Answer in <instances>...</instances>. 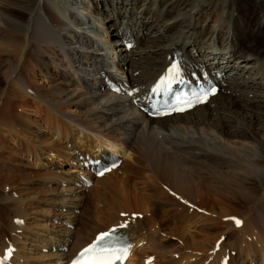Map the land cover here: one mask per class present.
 Returning a JSON list of instances; mask_svg holds the SVG:
<instances>
[{
  "label": "bare ground",
  "instance_id": "obj_1",
  "mask_svg": "<svg viewBox=\"0 0 264 264\" xmlns=\"http://www.w3.org/2000/svg\"><path fill=\"white\" fill-rule=\"evenodd\" d=\"M86 1H92L89 15H85L83 7L79 6L83 0H0V19L4 29L15 31L0 36V65L5 62L3 74L7 81L8 78L11 80V83L8 81L10 88L6 86L10 89L9 96L4 95L0 102V179H34L33 184L38 185L42 193L54 194L47 202L36 198L35 192H29L25 186L15 189L13 185L3 184L2 189L8 187L10 190L9 193L0 192V200L14 210L11 229L41 239L38 230L32 231V222L28 224L26 217L34 209L31 201L43 200L48 207L42 210L46 222L40 232L44 236H41L44 247L50 252L40 257L48 259L47 264H69L70 258L97 233L119 227L125 221L126 226L121 230L132 241L130 256L133 253L139 256L138 259L129 256L126 264H246L248 261L249 264H264V49L261 45L254 46L251 41L246 46L243 44L245 47L239 45L243 38L264 37V13L255 11V3L251 2L252 8L246 18L249 21L250 17H255L256 21L249 26L243 25L234 11L235 0ZM237 6L246 9L245 3ZM90 27L105 34L106 52L110 53L111 63L125 77V83L107 68L108 62L99 51V46L103 49L104 45L91 37ZM145 35H148L147 40ZM107 36L116 38L109 40ZM126 41L133 42V45L128 48ZM215 49L218 51L213 52ZM54 58L61 60L62 68L51 64ZM177 59L183 74L191 76L194 73L215 81L219 86L217 94L205 104L184 113L149 118L132 105L127 91L117 94L108 87L111 79L126 90L133 89V96L144 105L143 93L167 65ZM215 62L217 65H213ZM64 68L70 72L69 78L65 77ZM53 71L59 75L61 84L51 83ZM77 85L85 89L86 97L76 93ZM15 100L22 104L17 107ZM22 107L28 111L31 107L36 108L39 116L43 112V123L32 118V113L21 111ZM64 107H75L78 111L73 115L65 114L62 112ZM16 110L19 112L13 114ZM140 116L145 117L146 128L141 126ZM51 120L60 121L65 137L71 138L69 146L62 147L61 151L74 158L73 168L65 169L55 163V151L58 150L53 145L56 143L46 137L42 125ZM91 121L99 123L105 137L112 139L106 146L110 151L122 155L121 158L127 157L130 151L132 155L131 159H122L118 167L101 177H96L91 167L83 164L89 159L103 157L106 150L97 146L96 151H92V147L78 148L74 144L79 138L78 133L88 134L86 127H90ZM59 128L58 125L54 137L60 134L57 133L62 130ZM201 129L206 130L209 137L202 136ZM7 134L15 140L13 143L5 138ZM114 138L119 143L113 142ZM241 140L246 143L239 148ZM103 143L106 144V140ZM223 146L234 151L226 154L230 162L222 154ZM15 153H18L16 158ZM45 154L49 164L44 167L46 171H31L24 167L22 160L31 156L30 159L34 157L42 163ZM224 169L231 172L229 180L221 174ZM119 170H123L124 176L116 180L113 176ZM142 170H147L150 175L143 174ZM207 171L213 178L218 177L227 183V187L234 186V191L238 189L241 196H248L249 200L240 199L241 214L231 215L226 208V202L234 203V200L226 201L212 194L209 198L216 201L213 203L206 197L200 176ZM151 174L159 183H147ZM89 179L104 191L114 188L112 201L106 207L114 220L107 221L83 238L77 234L79 230L70 227L78 222L76 209L81 206L82 195L87 189L85 181ZM52 182L54 187L40 188L41 184L47 183L45 185L49 187ZM130 182H140L152 190V194L146 197L150 203L152 201L151 206L145 204L143 194ZM60 184L62 188H59ZM159 185L163 191L157 189ZM165 186L177 192V203L175 198L171 200ZM13 188L16 191H12ZM75 189L79 190L74 197L67 196V192L73 194ZM88 189L92 190L91 187ZM192 197L200 202V206L193 203ZM189 198H192V204ZM167 200L169 206L176 203L181 210L165 208ZM132 206L136 209H131ZM196 207L203 212L194 222ZM139 208L142 211L137 210ZM100 210H95V214H102ZM158 211L174 214L171 219L163 216L158 219ZM122 212H127L126 217L120 216ZM133 212L143 213V218L132 217ZM148 212L150 215L145 217ZM88 216L85 213L84 217ZM233 216L241 218L239 226L233 220L222 219ZM18 219L24 224H19ZM188 223H198L201 240L193 239L196 232L186 228ZM210 233L213 236H208ZM230 233L237 234L233 242L215 241L228 237ZM162 234L170 239L177 238L181 244L169 248L159 240ZM212 242L214 249L209 251L210 257L205 260L201 256L197 258L199 251ZM12 245L10 243L5 249L1 246V264L22 263L12 251ZM145 247L152 251L153 257L144 259ZM190 249L199 254L190 253ZM232 250L236 251L235 255L230 254Z\"/></svg>",
  "mask_w": 264,
  "mask_h": 264
},
{
  "label": "rangeland",
  "instance_id": "obj_2",
  "mask_svg": "<svg viewBox=\"0 0 264 264\" xmlns=\"http://www.w3.org/2000/svg\"><path fill=\"white\" fill-rule=\"evenodd\" d=\"M251 2H254L255 3V11H258V12H260V13H264V0H235V3H236V6L235 5H233V9H234V11H236V13L240 16V18L242 19V23H243V25H249V26H253L254 24H255V21H256V18L255 17H250L249 18V21H248V19L246 18L248 15H249V12H250V9L252 8V6L250 5V3ZM79 3H81V2H79ZM243 3H245V8L247 9V10H249V11H246V9L245 10H243V9H238V6L237 5H241V4H243ZM92 4V1H91V3L90 2H88V1H86V0H83V3H81V4H79V6H81V7H83V11H84V14L85 15H89V12H90V10H91V5ZM85 5V6H84ZM245 11H246V13H245ZM248 12V13H247ZM81 16H83V15H81ZM244 18V19H243ZM94 21H95V23H98V20H96V19H94V18H92ZM245 19H247V20H245ZM236 22V21H235ZM4 24H3V22H2V20L0 19V36H6V33L7 32H10V33H15V31H11V30H6V29H4ZM86 27V26H85ZM90 32H89V34L91 35V37H93V39L95 38V40H96V42L97 43H102L101 45L103 46L104 45V48L103 49H100V46H99V51L102 53V51L103 52H105L106 53V48H107V44L105 43V34L102 32V30H100V29H97V28H91L90 27ZM95 34V35H94ZM103 35V36H102ZM264 36V35H263ZM108 38H109V40L110 39H115L116 37H114V36H107ZM145 37H146V40H147V38H148V35H145ZM104 38V39H103ZM249 40V41H248ZM253 42V44H254V46L256 45L257 47H260V45H261V47L264 49V37H262V38H255V39H253V38H248V39H241L240 41H239V45H241L242 47H245L246 45H247V43H249V42ZM245 46H244V45ZM102 48V47H101ZM108 49V48H107ZM108 52V51H107ZM102 55V54H101ZM0 56H1V54H0ZM104 60L106 61V62H108L107 63V68H109L111 71H113V72H115V73H117L118 74V76H121L122 74L120 73V72H118V69L114 66V64L113 63H111L113 60H112V58H111V56H110V53H106V55L104 56ZM53 60V61H52ZM59 61V62H58ZM53 62V63H52ZM59 63V64H58ZM4 64H5V62H2L1 63V65H0V102H1V100L2 99H4V95H5V97L6 96H9V92H10V89H8V88H10V87H8L9 85H8V81L11 83V80H9V78H8V81H7V79H5V77H4V74H3V66H4ZM51 64L53 65V66H57V68H62V66H61V60H58V58H54V59H51ZM25 65V62L23 63V66ZM114 67H113V66ZM64 70L66 71V75H65V77H67V78H69V74H70V72L68 73V71H67V69L66 68H64ZM117 70V71H116ZM55 72L56 71H53V73H52V76H51V79L53 80V82H51L52 84H61L62 82H60V80H59V75H55ZM54 74V75H53ZM123 76V75H122ZM53 77V78H52ZM38 78H39V76H38ZM73 81H75V80H73ZM119 81L121 82V83H125V81H126V79H125V77L123 76V78L121 77H119ZM8 88H7V87ZM75 88H76V93L77 94H81V96H85L86 97V91H85V89L83 88L82 89V86L81 85H77V86H75ZM6 91V92H5ZM8 91V92H7ZM7 94V95H6ZM14 104H18L17 105V107H19L22 103H21V101H19V100H15L14 101ZM1 105V104H0ZM70 107H64L63 108V113H65V114H70V115H73V114H75L77 111H78V109H75V107L74 108H70ZM21 111L23 110V112L26 114V111H27V114H30V113H32V118H35V119H40V121H41V123H43L42 122V119H44L45 117L43 116V112H41L40 113V116H39V114H37L38 113V111H37V109L36 108H30L29 109V111L25 108V107H22V109H20ZM36 110V111H35ZM74 110V111H73ZM86 110H88V107L86 108ZM19 112V110H16L15 112L13 111V114H16V113H18ZM46 112H50V113H54L53 111H46ZM72 112V113H71ZM138 112V111H137ZM58 116H60V119H61V115H58ZM41 117V118H40ZM145 118L143 117V116H140V124H141V126L142 127H145L146 128V123L147 122H145V120H144ZM48 123V124H47ZM46 124H42L44 127H45V133H46V137L47 138H51V139H49L50 141H52L53 140V142L55 141V143L56 144H54L53 146H56V150H58V151H55V154H56V157H55V163L57 164V165H59V166H63L65 169H67V168H73V166L75 165L74 163H75V160H74V158L71 156V155H67V154H65V153H63V151H61V148L62 147H64V146H69L68 144L70 143V140H71V138H66L65 137V133H64V131H63V125H61V124H59V123H61L60 121H59V123H57V120H51V121H48ZM95 124V125H94ZM98 124L99 123H96V122H90L89 123V125H90V127H86V128H88V129H86V133L88 132V134L87 135H83V133H78L77 134V136L79 137V138H76L74 141H75V145L78 147V148H81V147H92V151H96V149H97V146H101V145H104V146H108L107 144H108V142L109 141H111L112 139L111 138H108V137H105L106 135L103 133V129L100 127V126H98ZM47 127H46V126ZM53 125V126H52ZM58 125H59V129H62V130H60L59 132H57V133H60L61 134V136H60V134L58 135V136H55L54 137V133H56V128L58 127ZM55 126V127H54ZM96 126H98V127H96ZM50 127H51V129H50ZM21 128H26V127H21ZM46 128H48V129H46ZM55 128V129H54ZM93 128V129H92ZM97 129V130H96ZM25 130H27V129H25ZM52 130H53V132H52ZM90 130H92V131H90ZM192 130H193V128L192 129H190V132H192ZM89 131H90V133H89ZM29 132V131H28ZM91 132H92V134H91ZM99 132V133H98ZM200 132L202 133V136H204V137H209V135H206L207 133H206V130H203V129H201L200 130ZM208 132V131H207ZM231 131H228V133H230ZM208 133H211V134H213V136L214 137H217L213 132H211V131H209ZM90 134V135H89ZM98 135V136H96V135ZM8 135V134H7ZM5 136V138L6 139H10V137H9V135L8 136ZM63 135V136H62ZM75 136H76V133H75ZM85 138H84V137ZM90 136V137H89ZM91 136H92V139H91ZM95 137V138H94ZM97 137V138H96ZM119 137H120V135H119ZM34 138V137H33ZM106 138V139H105ZM95 139V140H94ZM101 139V140H100ZM103 139V140H102ZM115 139H117V138H114L113 139V142H116V143H118L119 141H118V139L115 141ZM12 140V138L10 139V141ZM17 140V139H16ZM100 140V141H99ZM104 140H106V144H104L103 142H104ZM108 140V141H107ZM15 140H12V143L14 142ZM28 141V143H29V140H27ZM118 141V142H117ZM98 142V143H97ZM92 143H94V147L92 146ZM246 143V141H243V140H241L239 143H238V145H239V148H242L243 146H244V144ZM15 144H17V143H15ZM25 144V143H24ZM60 147H59V146ZM58 148V149H57ZM101 149H103V148H101ZM223 149H224V152L222 151V154H224L225 156H226V159H227V161L228 162H230V159H228V157H227V155L226 154H232V153H234V151H232V150H230L229 148H227V147H224L223 146ZM103 150H106V149H103ZM66 153H67V151H66ZM17 155H18V153H15V158L17 157ZM130 155V156H129ZM72 158H71V157ZM128 157V158H127ZM127 157H125V158H122L123 160L124 159H129V157H130V159H131V157H132V155H131V151L129 152V154H128V156ZM27 158V157H26ZM31 158V156L29 157V158H27L26 160H22V162H23V164H24V167L26 168H29L31 171L33 170V171H38V172H44V170H45V168L44 167H48L49 166V164H48V160H47V158H46V154L44 155V157L41 159V161H42V163L41 162H39L38 163V161L37 160H35L34 159V157H33V159H30ZM64 158V159H63ZM59 159V160H58ZM29 160V161H28ZM34 161V162H33ZM44 163V164H43ZM63 163V165H60V164H62ZM38 164V165H37ZM41 166V168H39L40 166ZM39 166V167H38ZM240 166V165H239ZM242 169H244L242 166H240ZM38 169V170H37ZM3 170V169H2ZM46 171V170H45ZM142 172H143V174H145V175H150V173L147 171V170H142ZM231 172H227L226 171V169H224L222 172H221V174H223V176L227 179V180H229V175L228 174H230ZM122 176H124V173H123V170H119L114 176H113V178H115L116 180H118V179H120ZM197 177H199V175L197 176ZM14 179V180H13ZM1 180V179H0ZM11 180V181H10ZM200 180L204 183V185H205V189H206V191H205V194H206V197L210 200V198L209 197H211V195L212 194H215V195H217L218 197H220L221 199H224V200H226V201H231V200H234V203H228V202H226V208L228 209V211L231 213V215H234V214H241L240 213V211L242 210H240V207H242V206H239V203H240V199H242V200H249V198H248V196H246V197H244V196H241V194L239 193V191H238V189H236L235 191H234V189H235V187L234 186H230V185H228L229 187H231V189H229V187H227V183L226 184H224L218 177H212L211 175H210V173H209V171H207L206 173H204L202 176H200ZM5 181V182H4ZM8 181L11 183H8ZM138 181H139V179H138ZM0 182H2L1 184H0V192H2V191H4L5 190V193H9V190L10 189H8V187H6L5 189H2V185L3 184H6V185H13V187L15 188V189H18V188H20V186L21 187H23V186H25V188H27L26 190H29V192H31V193H34L35 192V195H36V198H40V199H45V200H47V202H48V200H52V198L54 197V194L52 193V192H49V191H45V192H41L40 191V189H39V186L38 185H35V184H33V182H34V179L32 180V179H30L29 181H26V180H20L19 178H17V177H7V179L5 178L4 180H3V178H2V180L0 181ZM93 182V181H92ZM155 182L156 183H159L157 180H156V177L155 176H153V174H151V178L150 179H148L147 180V183H151V184H154L155 185ZM132 182H130L129 184L130 185H132L133 184V187H138L137 188V190H139L142 194H143V197L145 198L144 200H145V204L147 205L148 203V206H151V203H152V201H151V203H150V201L149 200H147L148 198H146V197H149V195H151L152 194V190L151 189H146L145 187H143V184H141L140 182L138 183V182H135V183H132ZM45 184H47V183H45ZM45 184H41V187L40 188H52V187H54V182H52L51 183V185L48 187L47 185H45ZM71 185V184H70ZM46 186V187H45ZM52 186V187H51ZM237 186V185H236ZM58 187V186H57ZM63 186L60 184L59 185V188H62ZM92 188V190H89L88 188ZM99 187V185L98 184H96V183H92L91 184V186H89V187H86L87 189L85 190V192L83 193V195L82 196H84V198L82 199V202H80L81 203V206L79 207V209H76L77 210V219H78V222H76V224H74V225H71V229L72 230H79V231H77V234L79 235H82V237L83 238H85L86 236H88L90 233H92L93 231H95L96 229H98V228H101L102 226H104L103 224H105L107 221H109V220H111V219H113L112 218V216H111V212L109 211V210H107V208L106 207H108L109 205H110V202L112 201V198H111V196L113 195V189L114 188H112V187H110V188H108V189H106L105 191L104 190H102V189H99L98 188ZM166 187V186H165ZM12 189V191H16L15 189ZM75 188H76V186H75ZM161 188V185H159L158 186V190H160V191H163V190H161L160 189ZM222 188V189H221ZM146 189V190H145ZM166 189H167V187H166ZM78 190L79 189H75V191H74V193L73 194H71V193H69V192H67L66 194H67V196H70V197H74L76 194L75 193H77L78 192ZM226 190V191H225ZM145 191H148L149 193H147L146 192V194H145ZM167 191H168V194L172 197V201H174L173 199L175 198V200H176V203H177V199H176V197H175V194H177V192H175L174 190H168L167 189ZM171 191H173V193L171 192ZM225 191V192H224ZM227 191H229V192H227ZM234 191V192H233ZM28 192V191H27ZM38 192H40V193H38ZM100 192H101V194H100ZM232 192H233V195H232ZM37 193V194H36ZM100 194V196H99V194ZM111 193V194H110ZM172 193V194H171ZM98 194V195H97ZM31 195H33V194H31ZM39 195V196H38ZM79 195H81V194H79ZM105 195V196H104ZM44 196V197H43ZM104 196V197H103ZM47 198V199H46ZM108 198V200H106ZM193 198V197H192ZM192 198H189V200H190V202H191V204H192ZM105 200V201H104ZM236 200V201H235ZM41 201V200H40ZM40 201H37V200H32L31 202H32V206L34 207V209H33V212H32V214L30 215V216H28V217H26V221L28 222V224H30L31 222V224H30V227H32V231H37L38 232V234H40L39 235V237L42 239V237H44V236H42L41 235V232H40V230H41V228H42V226H43V224L46 222L45 221V218L46 217H42L43 215V213H42V210H44L45 208H46V206L48 207V203L45 205V203L43 202V200L40 202ZM164 201V200H163ZM211 202H213V203H216V201H213V200H210ZM0 202H2V203H0V248H1V246H2V248L3 249H5L6 247L8 248V246H9V244L10 243H13L14 245H12V251L13 252H15V253H17V255H18V257H19V260L22 262V263H20V264H47L48 263V259H46V258H44V257H40V255H45L46 254V251H43V250H40V249H38V248H36V247H38V245H41L42 246V244H44L45 245V243H41V244H38L39 243V240H37L38 238L36 237L35 238V236L34 235H32L31 237L29 236V234H24V232L23 231H21V232H16L15 230H12L11 229V227H10V225L13 223V214H14V210H12L11 209V206H9V204L8 203H6V202H4V201H1L0 200ZM93 203V204H92ZM95 203V204H94ZM104 203V204H103ZM109 203V204H108ZM176 203H174L175 205H170L169 206V204H170V202L167 200V203H165L164 204V206H165V208H171V207H173V208H175V210L178 208V211H180L181 210V207H180V205H177ZM193 203L194 204H196L197 206H200V202L197 200V199H195V198H193ZM97 204L98 205H100V208H99V206L97 207ZM182 204V203H181ZM67 205V207H69V206H72V205H68V204H66ZM91 207L90 209H89V207ZM96 206V209L95 208H93V207H95ZM102 206V207H101ZM88 207V208H87ZM98 208V209H97ZM102 208V209H101ZM131 209H136V207L135 206H132V207H130ZM27 210H29L28 209V207L26 208ZM94 209V210H93ZM101 209V210H100ZM104 209V210H103ZM196 209L198 210L196 213H197V215H196V217H195V219H194V222L196 221V218H198L200 215H201V212H203V211H201L200 209V207H196ZM34 210L37 212H35L34 213ZM95 210H100L101 212H103L104 213V215H102V214H95ZM137 210H140V211H142L140 208L139 209H137ZM31 211V210H30ZM93 211V212H92ZM85 213H88L90 216H88V218H85L84 216H85ZM150 213L151 212H148V213H146L145 214V217L147 216V215H150ZM169 213V214H168ZM183 213H184V211H183ZM198 213H200V214H198ZM92 214H95V215H93L92 216ZM110 216H109V215ZM136 214V212H133L132 213V216L134 217V215ZM171 214H174V212H170V211H166V212H164V211H158V213H157V217L156 218H158V219H160L161 218V216H163V217H168V219H171ZM203 214H205V213H203ZM108 215V216H107ZM125 216L126 217V215H127V212H126V214H124V212H122V213H120V216ZM199 215V216H198ZM123 216V217H124ZM108 217H111V218H108ZM137 217L138 218H140V219H142L143 218V213H141V212H138L137 213ZM29 218V219H28ZM47 218H49V217H47ZM106 218V219H105ZM136 218V217H135ZM135 218H133L132 219V222H134V219ZM33 219V220H32ZM79 219H80V221H79ZM219 219L220 220H225V221H229L230 219H227V218H220L219 217ZM16 220V219H15ZM114 220V219H113ZM163 220V219H162ZM193 221V220H192ZM192 221H190V222H192ZM21 223V224H24V222L22 221V220H20V219H18V223ZM40 222V223H39ZM86 222V223H85ZM19 223V224H20ZM38 223V224H37ZM198 223H200V222H198ZM198 223H196V225H193L192 223H188L186 226V228H189V230H191L193 233L194 232H196V235L194 236V240H196V241H199V240H201V236H200V232L198 233L197 231H198V229H199V227H197L198 226ZM34 226H33V225ZM36 224V225H35ZM39 225V226H38ZM102 225V226H101ZM41 226V227H40ZM91 226V227H90ZM196 226V227H195ZM34 227V228H33ZM178 227H181V225H178ZM182 227L183 228H185V225H182ZM36 228V229H35ZM235 227H233L232 228V230L234 229ZM195 230V231H194ZM229 231H231V230H229ZM199 235H198V234ZM79 235V236H80ZM156 235V234H155ZM163 235V234H162ZM160 235V241L162 242L163 241V243H165L167 246H169V248H171V246L172 247H176L177 246V244H181V241H179L177 238H175V237H171V239L170 238H168L167 236L165 237V235ZM211 235V233L208 235V236H210ZM42 236V237H41ZM211 236H213V234L211 235ZM237 236V234H233V233H230L229 234V236L228 237H226V238H218L217 240H215V241H217V242H221V240L223 239L225 242H233L234 241V239H235V237ZM164 237V238H163ZM33 238H35L34 240H33ZM156 238V237H155ZM157 239V240H158ZM162 239H164V240H162ZM220 239V240H219ZM3 242V243H2ZM42 242H44V238L42 239ZM214 242V241H213ZM213 242L212 243H209V245L208 246H206L205 248H203V249H201L200 251H199V253L197 252V251H195V252H193L191 249V252L190 253H195V255H196V252H197V254H199V256H197V258L198 257H204L203 259L205 260L207 257H210V250H211V252L213 251ZM9 243V244H8ZM141 243H142V241H141ZM172 243H174V244H172ZM146 245V243H144V246ZM14 246V247H13ZM147 246V245H146ZM226 246V245H225ZM227 247V246H226ZM1 248V249H2ZM166 248H168V247H166ZM165 248V249H166ZM47 249H48V247H47ZM147 249V247H145V250ZM69 248H68V252H69ZM147 252H146V256H144V259L145 258H150V255H153L152 254V251L149 249V250H146ZM151 251V252H150ZM231 253V255H235V253H236V251L235 250H232V251H230ZM192 255V254H191ZM194 255V254H193ZM192 255V256H193ZM195 255H194V257H195ZM134 256V258L135 259H138L139 258V256L137 255V254H132L130 257H133ZM164 256H167L166 254L164 255ZM24 259V260H23ZM208 260V259H207ZM150 262H148V264H149ZM205 264H208V262L207 263H205ZM246 264H249V261H248V263H246Z\"/></svg>",
  "mask_w": 264,
  "mask_h": 264
},
{
  "label": "snow or ice",
  "instance_id": "obj_3",
  "mask_svg": "<svg viewBox=\"0 0 264 264\" xmlns=\"http://www.w3.org/2000/svg\"><path fill=\"white\" fill-rule=\"evenodd\" d=\"M179 67L178 64H173L170 69V79L178 76ZM167 81L162 80L159 86H162ZM155 91V89H154ZM213 91H215L213 89ZM207 94L205 93V96ZM197 102H203V100H198ZM179 111H183L184 109H177ZM103 174V173H101ZM237 226H239L240 221L236 220ZM126 225H120V227H125ZM115 232V229L101 233L96 241L85 248L80 253V259L73 261V264H115L117 260H124L130 254V245H125L123 247L117 248L112 242L111 238ZM100 254H104L101 258ZM85 256H88V259H84Z\"/></svg>",
  "mask_w": 264,
  "mask_h": 264
}]
</instances>
